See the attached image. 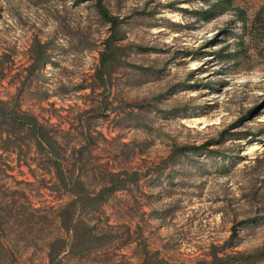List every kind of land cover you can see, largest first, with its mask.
Here are the masks:
<instances>
[{"label":"rangeland","instance_id":"rangeland-1","mask_svg":"<svg viewBox=\"0 0 264 264\" xmlns=\"http://www.w3.org/2000/svg\"><path fill=\"white\" fill-rule=\"evenodd\" d=\"M102 3L123 21L131 66L115 70L108 91L92 92L109 32L91 4L0 0V96L24 91L25 110L76 140L80 126L95 137L101 165L145 175L104 209L101 227L120 240L65 264H264V0ZM34 41L58 48L57 66L27 83ZM43 91L50 96L41 99ZM104 96L111 110L90 119ZM184 146L207 157L188 151L172 164ZM23 171L18 179L36 181ZM38 175L34 201L57 206ZM37 245L28 264H47Z\"/></svg>","mask_w":264,"mask_h":264},{"label":"trees","instance_id":"trees-1","mask_svg":"<svg viewBox=\"0 0 264 264\" xmlns=\"http://www.w3.org/2000/svg\"><path fill=\"white\" fill-rule=\"evenodd\" d=\"M77 1L91 4L102 26L108 28L109 35L98 51L93 83L88 85L92 92L108 91L115 70L131 66L124 61L130 48L122 45L123 21L107 11L103 0ZM58 51L51 42L34 41L25 82L44 80L46 67L54 70L57 66L52 58ZM19 91L14 97L0 96V264H28L26 256L37 249L38 243L43 246L47 264L87 260L120 240L118 235L101 227L108 222L104 209L116 193L137 186L145 175L114 172L101 165L94 155L98 145L95 137L80 126L76 140L70 130L58 128L50 118H40L25 110L21 99L24 91ZM39 94L41 99L50 96L48 91ZM107 97L96 107L101 112L97 111L90 119L107 116L111 110ZM134 106L137 105L127 103L128 108ZM188 151L196 156L208 154L184 146L172 153V164ZM235 154L239 157L237 149ZM217 157L223 158V162L228 160L220 154ZM24 167L36 181L17 178V174L25 175ZM39 171L45 173L41 182L51 190L57 206L41 207L34 201L32 192L39 182ZM142 264L153 263L146 259ZM156 264L168 263L160 260Z\"/></svg>","mask_w":264,"mask_h":264},{"label":"bare ground","instance_id":"bare-ground-1","mask_svg":"<svg viewBox=\"0 0 264 264\" xmlns=\"http://www.w3.org/2000/svg\"><path fill=\"white\" fill-rule=\"evenodd\" d=\"M257 148L256 145L251 144L250 146H248L245 150H243V155L247 156L251 153H253V151Z\"/></svg>","mask_w":264,"mask_h":264}]
</instances>
